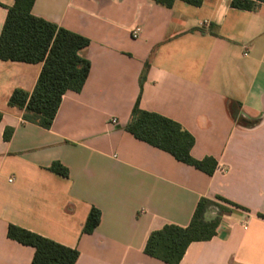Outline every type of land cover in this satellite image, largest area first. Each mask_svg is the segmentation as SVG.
Masks as SVG:
<instances>
[{"label":"crops","instance_id":"0c3cea01","mask_svg":"<svg viewBox=\"0 0 264 264\" xmlns=\"http://www.w3.org/2000/svg\"><path fill=\"white\" fill-rule=\"evenodd\" d=\"M15 1L0 0V36ZM231 2L36 0L33 15L90 40L91 70L45 129L9 106L15 90L34 91L43 64L0 61V264L35 256L10 225L77 249L76 264H167L146 255L150 234L188 227L203 198L216 204L207 220L221 214L217 234L180 264H264V5ZM138 101L188 131L193 158L215 159V174L127 132ZM93 208L100 225L84 234Z\"/></svg>","mask_w":264,"mask_h":264},{"label":"trees","instance_id":"16d2710c","mask_svg":"<svg viewBox=\"0 0 264 264\" xmlns=\"http://www.w3.org/2000/svg\"><path fill=\"white\" fill-rule=\"evenodd\" d=\"M177 1L201 7L204 0H154L158 5L172 9ZM36 0H16L0 36V61L43 64L37 85L32 93L15 90L9 106L24 110V120L49 129L67 92L82 91L91 70V62L82 56L90 40L54 23L33 15ZM264 0H232L231 6L246 11H257ZM148 67V66H147ZM3 115L0 113V122ZM242 123H249L241 120ZM125 130L138 140L172 155L176 160L212 176L218 163L207 157L196 160L192 156L194 137L177 122L140 108L139 101L133 109ZM12 131L5 132L9 140ZM50 171L68 178L69 171L55 162ZM228 204L229 201L219 197ZM216 206L209 199H201L188 227L166 225L153 231L145 247L146 255L167 264H180L190 245L212 240L217 234L220 216L207 220L206 214ZM223 213V212H222ZM101 211L93 208L83 229L92 234L101 222ZM263 218L264 216L261 215ZM8 237L35 249L32 264H76L80 253L51 239L21 227L10 225Z\"/></svg>","mask_w":264,"mask_h":264},{"label":"built area","instance_id":"2783aa9c","mask_svg":"<svg viewBox=\"0 0 264 264\" xmlns=\"http://www.w3.org/2000/svg\"><path fill=\"white\" fill-rule=\"evenodd\" d=\"M140 31H141V30H140L139 28L135 29V31L133 32V38H134V39L139 38V36H140ZM113 122L116 123L117 120L114 119Z\"/></svg>","mask_w":264,"mask_h":264}]
</instances>
